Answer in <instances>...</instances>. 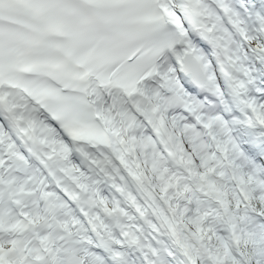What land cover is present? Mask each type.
I'll use <instances>...</instances> for the list:
<instances>
[{
    "label": "snow or ice",
    "instance_id": "6c2138e0",
    "mask_svg": "<svg viewBox=\"0 0 264 264\" xmlns=\"http://www.w3.org/2000/svg\"><path fill=\"white\" fill-rule=\"evenodd\" d=\"M0 264H264V0H0Z\"/></svg>",
    "mask_w": 264,
    "mask_h": 264
}]
</instances>
